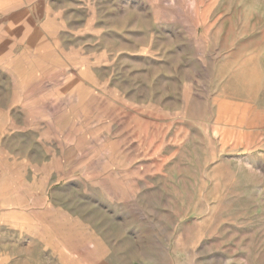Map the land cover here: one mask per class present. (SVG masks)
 <instances>
[{
    "label": "rangeland",
    "instance_id": "obj_1",
    "mask_svg": "<svg viewBox=\"0 0 264 264\" xmlns=\"http://www.w3.org/2000/svg\"><path fill=\"white\" fill-rule=\"evenodd\" d=\"M0 264H264V0H0Z\"/></svg>",
    "mask_w": 264,
    "mask_h": 264
}]
</instances>
